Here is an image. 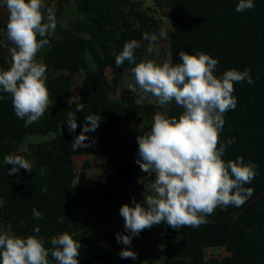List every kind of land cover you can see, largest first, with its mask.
Wrapping results in <instances>:
<instances>
[{
  "label": "trees",
  "instance_id": "trees-1",
  "mask_svg": "<svg viewBox=\"0 0 264 264\" xmlns=\"http://www.w3.org/2000/svg\"><path fill=\"white\" fill-rule=\"evenodd\" d=\"M239 0H44L45 11L55 7L56 31L48 37L50 43L37 59L47 66L46 84L52 105L35 123L25 126L12 106L11 96L0 90V227L3 231L27 237L36 235L51 249V239L68 232L82 244L80 264H108V246L102 239L108 236L102 219L74 220V205L86 199H100L104 205L122 206L123 194L150 192L135 181L139 167L137 136L150 131L153 116L159 106L169 117L178 118L183 109L173 101L169 105L139 103L137 94L121 90L118 100L111 94L119 89L126 71L135 66L125 61L117 67L116 56L125 42L136 40V62L149 54V41L143 34H153L160 27V17L169 23L168 42L172 62H180V51L195 54L204 51L218 60L217 77L229 69L251 70L253 83H235V110L225 114L220 133L226 145L223 159L244 158L254 163L257 175L250 184L254 191L241 207L217 208L199 227H184L179 231L167 224L154 225L147 231L164 235L162 264H264V0H254L255 7L236 11ZM156 4V6L154 5ZM165 3V6H164ZM5 6V5H4ZM69 6L71 19L65 25L58 21L63 7ZM6 7V6H5ZM13 47L6 38V24L0 25V69L10 67L6 50ZM169 54L166 60L169 59ZM90 60V62H89ZM132 72V71H131ZM82 74L77 97H72L73 76ZM151 96V95H150ZM154 98V97H153ZM155 99V98H154ZM156 100V99H155ZM84 109L76 112L78 127L69 132L67 113L76 104ZM87 115L101 119L89 137L86 148L73 150L72 142L84 127ZM61 124L67 132L58 134ZM124 124L141 125L137 130H123ZM56 134L45 142L27 144V136ZM234 138L233 143H227ZM94 140V142H93ZM21 155L32 165V172L20 169L8 175L11 165L4 164L5 155ZM103 155L104 172L95 176V184L82 187L74 183L78 175L73 157ZM81 168L87 170L85 161ZM107 182V185L102 183ZM43 213L33 216V209ZM39 228L37 233L35 229ZM121 230L127 232L124 225ZM227 235L226 256L205 257L206 238ZM49 260H53L49 255ZM155 264L151 256L133 264ZM55 264V261H53Z\"/></svg>",
  "mask_w": 264,
  "mask_h": 264
},
{
  "label": "clouds",
  "instance_id": "clouds-1",
  "mask_svg": "<svg viewBox=\"0 0 264 264\" xmlns=\"http://www.w3.org/2000/svg\"><path fill=\"white\" fill-rule=\"evenodd\" d=\"M8 12L6 38L13 47L11 64L0 69V90L11 96L16 116L25 120V126L37 122L52 105L46 84L47 66L37 59L40 51L49 45L48 37L55 33L57 19L44 0H3ZM255 7L254 0H239L237 12ZM167 32L143 34L149 41L147 52L159 51L157 41L166 38ZM141 45L136 40L125 42L116 56L120 67L125 61L135 66L131 69L134 83L128 88L142 96L151 95L160 105L173 101L183 109L178 118L157 112L149 132L138 135L136 163L141 170L154 175L150 194L144 193V205L133 199L134 206L123 204L119 214L130 235L116 234L118 243L131 245L132 238L154 225L167 224L179 231L184 227H199L217 208L241 207L252 196L253 189L245 187L257 175L254 163H244V158L225 161L226 145L220 133L225 124V114L235 110L237 97L235 83L252 84L251 70L235 68L222 76L214 73L218 60L204 51L189 54L180 51V62L173 63L171 54L163 63L145 56L136 62L135 50ZM2 98V97H0ZM76 104L67 113L69 132L78 127L76 112L84 109ZM101 122L98 115H87L84 127L72 142L73 150L86 148V133L95 131ZM94 142V140H93ZM234 138L227 143H233ZM4 164L11 165L8 175L20 169L32 172L31 163L21 155H5ZM33 216L42 219L43 213L33 209ZM38 233L39 228L35 229ZM48 249L36 235L13 234L0 231V264H80L82 244L68 232L51 239ZM49 255L53 260H49ZM122 259L135 260L137 253L126 248L119 253Z\"/></svg>",
  "mask_w": 264,
  "mask_h": 264
},
{
  "label": "rangeland",
  "instance_id": "rangeland-1",
  "mask_svg": "<svg viewBox=\"0 0 264 264\" xmlns=\"http://www.w3.org/2000/svg\"><path fill=\"white\" fill-rule=\"evenodd\" d=\"M153 0H144V5L149 6ZM156 6V4L154 3ZM165 6V3H164ZM51 9L55 11V7L52 5ZM69 6L63 7V12L58 16V21L65 25L68 19H71L72 15L69 13ZM8 19V12L6 7L4 6L3 0H0V25L6 24ZM161 30L167 32L166 38H160L156 42L159 48V51H154V61L158 64L163 63L166 61L168 54H169V42H168V31H169V23L165 17H160V27L157 30L153 31V34L159 36ZM10 48L6 50L8 56V62L11 64V53L9 51ZM90 62V60H89ZM82 74H75L73 76V84H72V97L75 99L78 93V86L81 80ZM130 83H134V76L131 71H126L122 78L121 84L119 86V93L121 90H129L128 85ZM139 93V91L135 92ZM148 99L146 102H155L156 100L148 95ZM144 97L140 94L139 100L143 101ZM159 113L165 114L164 108H159ZM141 125L132 126L129 129L137 130L140 129ZM67 132V126L65 124H61L58 129V134H64ZM56 134H48L46 136H27L24 140V146L20 148V152H27L26 146L27 144H35L40 142H45L50 139L55 138ZM27 156L26 154L24 157ZM90 168L87 170H83L81 168V161H75V171L80 173L76 175L74 178V183L82 186L84 188L91 187L95 184V176L99 175L100 173L104 172L105 168V159L101 157H97V155H93L90 158ZM134 179L136 182L141 184L147 190L150 189V184L154 179V175H149L138 168L134 174ZM107 182L102 183L103 185H107ZM150 194V192L145 193V195ZM124 202L123 204H128L129 206H134L133 199L144 205V194H136L133 191H128L127 193L123 194ZM120 206H112V205H104L100 199H86L77 202L74 205V220L79 221L82 218L88 219H102L103 221V229L108 233V236H104L102 241L104 245L108 246L109 252V261L108 264H133L136 260L144 261L146 256H151L155 260V264H162L164 258V235L162 232L157 231H142L139 236L132 238L131 245H124L122 243H118L116 239V234L121 233L124 235H130V233L124 232L121 230V225H124L123 217L119 214ZM160 225V224H158ZM4 229L0 227V231ZM208 240V239H207ZM205 241V257L211 255H217L218 253H222L224 244H220V239H214L213 241H217L214 244L212 241ZM220 244V246H219ZM216 245V246H215ZM215 246V247H212ZM130 249L137 253V258L135 260L128 258L122 259L119 256V253L124 249ZM96 264H102L100 261H97ZM145 264V263H143Z\"/></svg>",
  "mask_w": 264,
  "mask_h": 264
},
{
  "label": "crops",
  "instance_id": "crops-1",
  "mask_svg": "<svg viewBox=\"0 0 264 264\" xmlns=\"http://www.w3.org/2000/svg\"><path fill=\"white\" fill-rule=\"evenodd\" d=\"M137 94V101L139 102V103H148V102H146L147 101V99H148V97L147 96H143L144 98V100L143 101H140L139 100V96H140V93H136ZM119 97H120V93H119V90L117 89L116 91H114L112 94H111V98L112 99H114V100H118L119 99ZM151 103H153V104H155V105H157V106H159L157 103H155V102H151ZM159 108H163L162 106H159ZM132 126H136V125H129V124H124L123 125V127H122V129L123 130H131V129H129L130 127H132ZM91 156H93V155H83V156H74L73 157V163H74V167H75V161H81V163H83V162H85V161H90V157ZM96 156V155H95ZM103 157L104 158V156L103 155H97V157ZM105 159V158H104ZM82 165V164H81ZM121 207V206H120ZM212 238H214V239H220L219 241H221V243L220 244H224V248H223V251H222V253H218L217 255H211V256H226V255H228V253L225 251V245H226V241H227V235H213V236H209V237H207L206 238V240L207 241H212L214 244H216L217 243V241H213L212 240ZM220 244H219V246H220ZM216 246V245H215ZM215 246H212V247H215ZM204 251H205V247H204ZM210 256H208V257H206V258H209Z\"/></svg>",
  "mask_w": 264,
  "mask_h": 264
},
{
  "label": "built area",
  "instance_id": "built-area-1",
  "mask_svg": "<svg viewBox=\"0 0 264 264\" xmlns=\"http://www.w3.org/2000/svg\"><path fill=\"white\" fill-rule=\"evenodd\" d=\"M76 173H78V174H79V173H80V171H78V172H76Z\"/></svg>",
  "mask_w": 264,
  "mask_h": 264
}]
</instances>
